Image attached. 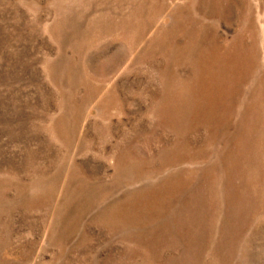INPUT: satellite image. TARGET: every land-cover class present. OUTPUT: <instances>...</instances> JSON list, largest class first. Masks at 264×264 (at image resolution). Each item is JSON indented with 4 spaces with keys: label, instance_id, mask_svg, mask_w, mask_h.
<instances>
[{
    "label": "rangeland",
    "instance_id": "rangeland-1",
    "mask_svg": "<svg viewBox=\"0 0 264 264\" xmlns=\"http://www.w3.org/2000/svg\"><path fill=\"white\" fill-rule=\"evenodd\" d=\"M0 264H264V0H0Z\"/></svg>",
    "mask_w": 264,
    "mask_h": 264
}]
</instances>
